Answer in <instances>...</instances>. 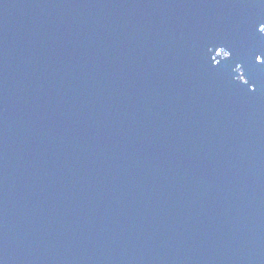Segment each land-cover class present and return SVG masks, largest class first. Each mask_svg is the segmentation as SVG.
<instances>
[{
    "label": "water",
    "instance_id": "water-1",
    "mask_svg": "<svg viewBox=\"0 0 264 264\" xmlns=\"http://www.w3.org/2000/svg\"><path fill=\"white\" fill-rule=\"evenodd\" d=\"M262 17L0 0V264H264Z\"/></svg>",
    "mask_w": 264,
    "mask_h": 264
},
{
    "label": "snow or ice",
    "instance_id": "snow-or-ice-1",
    "mask_svg": "<svg viewBox=\"0 0 264 264\" xmlns=\"http://www.w3.org/2000/svg\"><path fill=\"white\" fill-rule=\"evenodd\" d=\"M257 26H259L258 30H257ZM252 28H253V34L254 35H257L260 37V38H264V17L256 20L253 22V25H252ZM213 60H215V57H213ZM255 60L257 63H264V61H261L260 60V56H255ZM248 84V81L245 82V85ZM254 90V89H253Z\"/></svg>",
    "mask_w": 264,
    "mask_h": 264
}]
</instances>
